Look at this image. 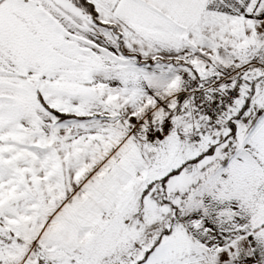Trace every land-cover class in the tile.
Listing matches in <instances>:
<instances>
[{
	"label": "snow or ice",
	"instance_id": "6c2138e0",
	"mask_svg": "<svg viewBox=\"0 0 264 264\" xmlns=\"http://www.w3.org/2000/svg\"><path fill=\"white\" fill-rule=\"evenodd\" d=\"M0 264H264V0H0Z\"/></svg>",
	"mask_w": 264,
	"mask_h": 264
}]
</instances>
